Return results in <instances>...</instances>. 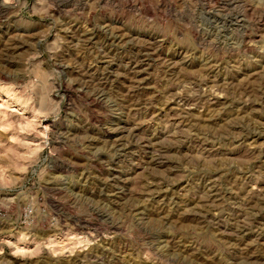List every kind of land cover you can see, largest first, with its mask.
<instances>
[{"label": "rangeland", "instance_id": "rangeland-1", "mask_svg": "<svg viewBox=\"0 0 264 264\" xmlns=\"http://www.w3.org/2000/svg\"><path fill=\"white\" fill-rule=\"evenodd\" d=\"M0 264H264V0H0Z\"/></svg>", "mask_w": 264, "mask_h": 264}, {"label": "bare ground", "instance_id": "bare-ground-1", "mask_svg": "<svg viewBox=\"0 0 264 264\" xmlns=\"http://www.w3.org/2000/svg\"><path fill=\"white\" fill-rule=\"evenodd\" d=\"M208 114V113H207ZM207 114H205V115H202V116H199L198 117V120H200V121H203V122H209L210 121V117L208 118L207 116ZM198 120H196V121H198ZM202 123V122H201ZM166 135V134H165ZM161 136V135H160Z\"/></svg>", "mask_w": 264, "mask_h": 264}]
</instances>
